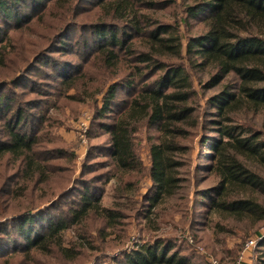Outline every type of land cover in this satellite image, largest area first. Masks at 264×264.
Returning a JSON list of instances; mask_svg holds the SVG:
<instances>
[{
	"label": "trees",
	"instance_id": "16d2710c",
	"mask_svg": "<svg viewBox=\"0 0 264 264\" xmlns=\"http://www.w3.org/2000/svg\"><path fill=\"white\" fill-rule=\"evenodd\" d=\"M189 1L184 12L190 19L201 17L199 24L202 27L201 32L188 39L185 54L178 21L169 25L155 16L157 7H153L158 0L100 1L109 17L105 19L108 21H104L106 24L114 26L115 19H119L127 22L132 32H127L122 40L106 26L99 25L96 31L92 29L95 34L103 36L108 32L111 36L110 40L106 37L96 54V58L104 55L103 68L108 74L118 71L125 74L121 82L108 86L102 110L96 114H106L113 102L119 99L122 84L133 85L134 81L124 83L126 75L137 79L144 75V68L146 71L153 68L134 91L127 93L115 117L102 121L97 119V125L93 124L87 136L94 143H90L80 178L91 181L93 177H103L109 169L108 179L111 171H119L120 177L137 172L141 167L134 142L135 133L141 127L155 129L158 135H155L156 142L150 146L151 165L148 169L155 193L148 199L150 209L145 215V218L152 219L153 207L163 198L183 191L186 179L181 175L179 155L186 150L185 141L196 130H207L203 135L201 131L199 142L207 151L204 153L207 160L205 169L207 179L212 182L198 194L207 199L201 203V211H192V215H201L204 225L214 222L212 215H217V229L228 233L233 232V227L224 223L226 218L242 222L246 229H256L264 221V172L257 168H264V137L262 128L257 127L248 114L254 116L264 112V0ZM40 2L42 0H0V18L15 19L19 10H27L25 5ZM56 2L65 6L64 17L73 15L79 7L76 0H54L52 5ZM163 4L160 8L165 9L176 1L164 0ZM133 39L140 40L147 49L134 59L129 52L137 48L136 41L130 42L127 46L130 58L128 65H124V54L119 52V47L125 40ZM1 58L0 67L3 66ZM186 60L188 63H185ZM141 62L145 65H140ZM44 66L48 70L52 68L48 63ZM194 68L207 70L204 83L200 81L201 86L203 89L218 87L216 93L199 96L190 76V70ZM160 70L161 74L148 79ZM4 88L2 86L1 90ZM201 100L206 104L204 109L200 106ZM2 106L7 109L9 103L0 94ZM17 110L15 124L5 125L0 141V159L6 158V163L13 166L11 173L16 175L15 185L32 178H36L38 184L46 181L52 185L49 183L46 195L28 198L21 193L15 195H19V200L11 204V209L18 214L13 220L20 244L10 254L22 248L43 254L55 249L64 258L72 259L74 256L62 247L63 230L68 225L83 224L87 227L86 221L95 219L116 230L122 213L118 207L103 206L99 198L93 197V189L79 179L74 180L69 188L70 170L65 169L61 173L62 166L67 167L65 164H60L54 179H47L51 167L46 168L31 154L32 145L36 142V136L32 135L34 128L18 129L23 121L29 126L31 124L26 121L23 110ZM97 139L105 142L106 147L92 152V146L102 143H97ZM56 157H61V154H53L50 158ZM101 158H106V161ZM20 163L23 168L19 167ZM105 164L111 167L100 171ZM55 192L59 194L56 199ZM67 197L69 200L63 201ZM43 204L42 210L32 211ZM58 210H62L58 218L55 213H50ZM41 217L45 219L46 226L42 233H38L36 224L42 220ZM4 238L0 239L3 244H14V238ZM257 247V256L252 264H264V239ZM240 248L244 256L251 249L243 251V247ZM120 256L116 264H197L185 252H176L173 244L161 239L142 243L136 249L124 250ZM216 258L223 263L237 259Z\"/></svg>",
	"mask_w": 264,
	"mask_h": 264
},
{
	"label": "rangeland",
	"instance_id": "374dc122",
	"mask_svg": "<svg viewBox=\"0 0 264 264\" xmlns=\"http://www.w3.org/2000/svg\"><path fill=\"white\" fill-rule=\"evenodd\" d=\"M100 1L76 0L78 10L73 15L64 17L65 6L62 2L52 5L54 0H42L36 5H25L24 9L27 10H19L15 19L0 18V58L3 57V66L0 67V94L4 95L9 103L7 109L0 107V141L5 133V125L15 124L17 109L21 108L26 121L31 125L23 121L18 129H31L33 126L32 135L36 136V142L32 145L31 154L46 168L51 167L47 179H54V173L60 164H65L67 167L62 166L61 173L65 169L70 170L69 188L73 186L74 180L79 179L81 183H86L93 189V197L99 198L103 206L120 208L122 216L118 217L116 230L105 227L95 219L87 220V227L83 224L68 225V228L63 230L62 247L74 256L72 259L64 258L55 249L43 254L22 248L11 255V251L20 244L13 220L18 214L11 209V204L19 200V195H15L21 193L27 198L38 194L46 195L50 182L38 184V180L32 178L15 185L16 175L11 173L13 166L9 162L6 163V158L0 159V239H6L4 236L12 240L14 238L13 245L0 241V264H116L124 250L136 249L142 243L160 239L173 244L176 252H185L197 264H211L212 259L219 261L216 256H225L229 260L237 257L235 261L225 263L234 264L241 256L240 247H244V243L249 239H256V245L240 260V264H252L257 256V245L264 239V221L256 229H246L242 222L226 218L224 223H230L233 227V232L228 233L217 229V215H212L214 222L207 225H204L201 215H192V211H201V203L207 199L206 196L203 198L198 194L212 182L207 179L205 169L207 160L204 153L207 151L199 142L201 129L196 130L185 141L186 150L179 155L182 161L181 175L186 179L183 191L163 198L153 207L150 214L152 219L145 218V215L150 209L148 199L155 193L148 174L151 165L150 146L156 142L155 135H158L155 129L141 127L135 133L134 142L141 167L137 172L120 177L119 171H111L108 179L111 166L105 164L100 171L109 170L103 177H93L91 181L80 178L90 143H94L87 136L93 124L97 125V119L102 121L115 117L127 93L134 91L136 85L153 68L148 71L144 68V75L138 76L137 79L126 75L123 78L124 83L134 81L133 85L122 84L119 99L113 102L104 116L96 114L102 110L108 86L121 82V77L125 74L119 71L108 74L103 68L105 57L100 54L96 58V54L99 53L98 48L106 37L110 40L111 36L108 32L103 36L95 34L92 29L96 31L99 25L106 26L116 32V37L122 40L127 32H132L127 22H121L119 19H115L114 26L106 24L104 21H108L105 19L109 17L106 16V10ZM175 1L176 4L163 9L160 7L164 6V0H158L153 7H157L154 14L169 25L178 21L185 54L188 39L201 32V17H187L184 10L185 5L190 3L189 0ZM135 41L137 48H132L129 52L132 58H137L139 53L147 49L140 40H125L119 47V52L124 54V65H128L130 58L127 46ZM45 63L52 68L48 70L44 66ZM185 63H188V60ZM140 65L144 66L145 63L141 62ZM206 72V69L200 68L190 70L191 80L200 97L216 93L219 89L202 88L200 81L204 83ZM161 73L160 70L148 79L152 80ZM231 77L232 75L229 76ZM2 86H5L4 90H1ZM205 105L201 100L202 109ZM248 117L257 127L262 128L264 137V112L254 116L248 114ZM206 132L207 130L202 131L201 135ZM100 141L102 140H96L97 143ZM104 144L102 141L101 145L92 146V152L106 147ZM53 154H61V157L51 159ZM101 159L106 161V158ZM14 167L17 169V166ZM19 167L23 168L21 163ZM257 168L264 172L261 166ZM61 173L58 175L61 176ZM55 194L54 199L59 195L57 192ZM68 200V197L63 199ZM45 204L35 207L32 211L42 210ZM61 211L50 213H55L58 218ZM36 225L38 233H42L46 226L45 219L37 221Z\"/></svg>",
	"mask_w": 264,
	"mask_h": 264
},
{
	"label": "built area",
	"instance_id": "2783aa9c",
	"mask_svg": "<svg viewBox=\"0 0 264 264\" xmlns=\"http://www.w3.org/2000/svg\"><path fill=\"white\" fill-rule=\"evenodd\" d=\"M256 245V239H249L248 241H246L244 243V247H243V251H246L252 247H254ZM243 259V254H241V256H239L237 262H235L234 264H240V260ZM211 264H225V263H222L220 261H217L215 259H212L211 260Z\"/></svg>",
	"mask_w": 264,
	"mask_h": 264
}]
</instances>
